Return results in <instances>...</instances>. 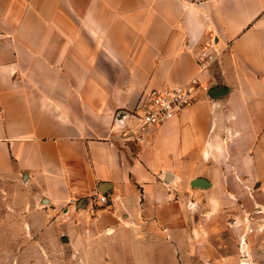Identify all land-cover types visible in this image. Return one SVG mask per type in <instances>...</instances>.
Listing matches in <instances>:
<instances>
[{
	"label": "crops",
	"instance_id": "0c3cea01",
	"mask_svg": "<svg viewBox=\"0 0 264 264\" xmlns=\"http://www.w3.org/2000/svg\"><path fill=\"white\" fill-rule=\"evenodd\" d=\"M196 76L222 94L143 143L122 137L119 112ZM251 183L264 184V0H0V193L138 217Z\"/></svg>",
	"mask_w": 264,
	"mask_h": 264
},
{
	"label": "rangeland",
	"instance_id": "374dc122",
	"mask_svg": "<svg viewBox=\"0 0 264 264\" xmlns=\"http://www.w3.org/2000/svg\"><path fill=\"white\" fill-rule=\"evenodd\" d=\"M230 190L237 197L190 189L166 213L103 218L41 213L2 192L0 264H264V184Z\"/></svg>",
	"mask_w": 264,
	"mask_h": 264
},
{
	"label": "built area",
	"instance_id": "2783aa9c",
	"mask_svg": "<svg viewBox=\"0 0 264 264\" xmlns=\"http://www.w3.org/2000/svg\"><path fill=\"white\" fill-rule=\"evenodd\" d=\"M213 62L212 56H199L200 71L206 72ZM210 90L211 87L196 76L180 87L152 89L144 93L135 112L130 114V120L122 128V137L128 142H145L149 130L175 119L183 109L194 104L201 96L209 97ZM99 201L107 203V198L101 196Z\"/></svg>",
	"mask_w": 264,
	"mask_h": 264
},
{
	"label": "water",
	"instance_id": "95a60500",
	"mask_svg": "<svg viewBox=\"0 0 264 264\" xmlns=\"http://www.w3.org/2000/svg\"><path fill=\"white\" fill-rule=\"evenodd\" d=\"M222 94V90L220 88H217L216 90H213L210 92L209 97L214 98ZM130 119V114L127 112H119L115 117V124L116 126L123 128L125 124L127 123V120ZM192 186L194 188H208L211 186L210 182L203 178L196 179ZM72 208H67L64 210L65 214H70Z\"/></svg>",
	"mask_w": 264,
	"mask_h": 264
}]
</instances>
